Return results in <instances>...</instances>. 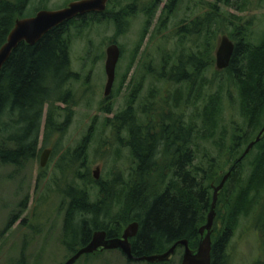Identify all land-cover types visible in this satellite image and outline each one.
Masks as SVG:
<instances>
[{
    "label": "trees",
    "instance_id": "16d2710c",
    "mask_svg": "<svg viewBox=\"0 0 264 264\" xmlns=\"http://www.w3.org/2000/svg\"><path fill=\"white\" fill-rule=\"evenodd\" d=\"M114 1L117 0H109L105 12L74 18L50 30L37 43L22 42L13 51L0 70V165L21 168L38 156L45 114L47 138L66 128L70 105L75 99L70 84L79 78L72 67L71 27L74 24L84 27L91 21L105 19L121 31L130 17L139 12L152 17L160 3V0H148L141 4L135 0L123 6L118 0L120 9L115 11ZM28 3L29 0H0V47L16 19L26 17ZM176 3L177 0H168L165 4L160 25L168 21ZM211 8L179 29V34L191 39L197 50L181 55L170 71L160 75L168 84L185 82L189 93L196 89L197 79L214 60L222 19L216 6ZM40 9L46 8L39 5L36 12ZM160 25L157 33H160ZM232 34L236 46L231 64L222 71H214L219 78L227 75V81L240 88L241 119L233 121L228 130L222 124L220 97L216 95L207 101L201 112L194 113L196 116L190 121L184 117L188 106L180 107L179 114L171 119L162 115L163 108L145 106L138 114L152 117L153 121L148 124L129 107L115 119L108 120L127 134L120 143L129 148L134 160L129 180L117 176L106 184L94 178L85 157L89 146L87 137L61 156L57 167L62 171L63 184L58 183L56 192H61L63 199L67 198L62 241L70 254L86 246L94 232L105 230L108 238H115L133 221L139 223L138 233L131 239L136 256L165 252L181 239H187L191 248H197L199 229L207 222L212 205L213 183L220 184L228 168H232L220 192V206L227 207V220L222 215L224 228L217 236L212 235V264H228L226 251L231 234L240 218L249 214L264 192V135L239 161L244 145L264 126L261 120L264 116V43L252 42L240 26ZM64 111H67L66 119L59 122ZM202 116L204 124L201 126ZM200 140L212 142L218 156L204 151L198 157ZM256 147L260 149L254 155ZM158 161L159 181L152 184L150 180L156 179L154 174L159 170ZM169 169L172 172L167 173ZM92 184L99 186L96 194L90 189Z\"/></svg>",
    "mask_w": 264,
    "mask_h": 264
},
{
    "label": "rangeland",
    "instance_id": "374dc122",
    "mask_svg": "<svg viewBox=\"0 0 264 264\" xmlns=\"http://www.w3.org/2000/svg\"><path fill=\"white\" fill-rule=\"evenodd\" d=\"M71 1L73 0H29L26 17L35 13L39 5L53 10L62 8ZM121 1L125 6L135 0ZM138 1L142 4L148 0ZM167 2L168 0H160L152 17L142 12L130 17L121 31L112 21L105 19L100 22L91 21L84 27L76 24L71 27L72 67L79 74V78L70 84L75 99L70 105L66 128L61 133L47 138L45 114L38 156L21 168L0 165V264H63L71 257L72 254L66 250L62 241L67 198L63 199L64 195L56 192L58 183L63 184L62 171L57 165L67 149H74L87 137L89 146L85 157L94 178L95 171L99 168V178L95 179L103 183L108 184L117 176L129 180V173L135 167L134 160L129 148L120 143L127 138V134L111 122L119 112L131 107L133 114L137 115L145 106L157 109L161 107L164 109L162 115L171 119L175 118L176 113L179 114L180 107L188 106L184 117L190 121L193 120L191 117L196 116L194 113L201 112L207 101L216 95L220 97L218 99L224 118L222 124L227 130L233 121L241 119L239 86L227 81V75L223 74L219 78L220 75L214 74L215 70L222 71L216 67V50L224 34L236 42L232 33L237 26L247 31L252 42L264 43V0H230L228 4L221 0H177L168 21L160 25ZM212 5L216 6L215 10L221 14L222 19L217 46L213 52L214 60L199 76L200 79H197L196 89L189 93L185 82L168 84L165 79H160V75L163 71H170L171 66L178 62L181 55L192 52L191 49L197 50L191 39L179 34V29L190 23L197 15L209 12ZM113 7L115 11L120 9L118 0L114 1ZM159 25L160 33H157ZM112 43L118 44L122 53L117 64L113 89L110 95L106 96V50ZM220 84L223 86L222 90ZM60 106L66 108L64 104ZM66 113L67 111L62 112L59 122L65 121ZM138 116L145 124L153 121L146 113ZM109 119L111 120L108 122ZM261 120L264 122V116ZM199 124L201 126L204 124V116L201 117ZM245 128L244 126L243 129ZM259 131L244 145V153L249 144L258 137ZM199 143L198 157H201L204 151L218 156V149L212 142L200 140ZM46 149H50L51 153L46 165L42 167L41 158ZM259 149L254 148L253 154L256 155ZM159 166L160 161L157 166L159 170L154 174L157 176L156 179L150 180L152 184L159 181ZM230 170L232 171V168H228L226 174ZM170 172L171 169L167 173ZM247 174L248 170L245 176ZM218 185L213 183L214 187ZM90 189L96 194L99 186L92 184ZM221 190L212 227L214 237L223 230L225 225L223 216L225 218L228 212L227 207L220 206ZM263 223L264 192L262 198L256 199L249 214L241 217L233 230L226 251L228 264H260L264 261ZM128 225L125 226L122 235ZM183 254L184 248L179 247L169 261L161 264H182ZM74 264H148V262L131 261L119 249H104L87 257L82 256Z\"/></svg>",
    "mask_w": 264,
    "mask_h": 264
},
{
    "label": "water",
    "instance_id": "95a60500",
    "mask_svg": "<svg viewBox=\"0 0 264 264\" xmlns=\"http://www.w3.org/2000/svg\"><path fill=\"white\" fill-rule=\"evenodd\" d=\"M109 0H73L66 6L59 9H40L34 15L27 17H18L14 27L7 36L6 42L0 47V70L10 58L13 51L22 43L33 45L40 41L45 34L55 27H58L70 20L89 13L105 12ZM235 51V43L230 37L224 34L216 50V67L218 70H224L231 64ZM105 70L107 82L105 86V95L109 96L116 78V68L121 56V48L118 44L112 43L108 46ZM264 128L258 137L249 144L241 161L251 148L260 140ZM50 149H46L41 158V166L44 167L48 161ZM100 169L95 171V178H99ZM230 170L222 179L220 184L214 187L213 201L208 214L207 222L199 229L200 240L196 249L189 246L187 239H181L175 242L167 251L151 255L136 256L131 247L130 238L136 236L139 229L138 222H132L125 229L121 237L108 238L105 230L96 231L92 240L84 247L80 248L63 264H74L83 255L95 253L98 250L120 249L129 260L147 261L149 263H161L170 260L179 247H184L182 264H211L212 252V227L216 217L219 191L224 187L227 179L231 175Z\"/></svg>",
    "mask_w": 264,
    "mask_h": 264
},
{
    "label": "flooded vegetation",
    "instance_id": "af4514ba",
    "mask_svg": "<svg viewBox=\"0 0 264 264\" xmlns=\"http://www.w3.org/2000/svg\"><path fill=\"white\" fill-rule=\"evenodd\" d=\"M131 240V239H130Z\"/></svg>",
    "mask_w": 264,
    "mask_h": 264
}]
</instances>
